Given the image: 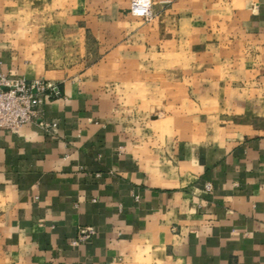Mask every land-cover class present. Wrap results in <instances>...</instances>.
I'll return each mask as SVG.
<instances>
[{"label": "crops", "instance_id": "crops-1", "mask_svg": "<svg viewBox=\"0 0 264 264\" xmlns=\"http://www.w3.org/2000/svg\"><path fill=\"white\" fill-rule=\"evenodd\" d=\"M247 3L240 32L264 54V0ZM41 55L11 64L58 83L44 109L57 128L0 130L4 256L13 264H137L138 253L160 245L181 264H264V132L154 144L119 120L95 81L52 72ZM84 226L96 234L72 245Z\"/></svg>", "mask_w": 264, "mask_h": 264}, {"label": "rangeland", "instance_id": "rangeland-1", "mask_svg": "<svg viewBox=\"0 0 264 264\" xmlns=\"http://www.w3.org/2000/svg\"><path fill=\"white\" fill-rule=\"evenodd\" d=\"M247 2L0 0V77L42 79L61 92L53 78L29 79L11 64L42 53L48 70L95 81L119 120L160 146L264 132V54L239 26ZM159 247L133 261L181 264ZM11 261L0 251V264Z\"/></svg>", "mask_w": 264, "mask_h": 264}, {"label": "built area", "instance_id": "built-area-1", "mask_svg": "<svg viewBox=\"0 0 264 264\" xmlns=\"http://www.w3.org/2000/svg\"><path fill=\"white\" fill-rule=\"evenodd\" d=\"M59 95L58 88L42 79L0 77V128L17 130L25 123L45 125L43 106ZM57 123L52 122V127ZM96 229L92 226L79 227L76 238L71 242L78 245L92 238Z\"/></svg>", "mask_w": 264, "mask_h": 264}, {"label": "bare ground", "instance_id": "bare-ground-1", "mask_svg": "<svg viewBox=\"0 0 264 264\" xmlns=\"http://www.w3.org/2000/svg\"><path fill=\"white\" fill-rule=\"evenodd\" d=\"M141 7H143V6H139V8H141Z\"/></svg>", "mask_w": 264, "mask_h": 264}]
</instances>
